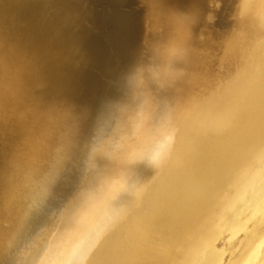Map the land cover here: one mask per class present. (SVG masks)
I'll return each instance as SVG.
<instances>
[{"label":"water","instance_id":"obj_1","mask_svg":"<svg viewBox=\"0 0 264 264\" xmlns=\"http://www.w3.org/2000/svg\"><path fill=\"white\" fill-rule=\"evenodd\" d=\"M235 3L195 0L192 15L188 0H0V264H57L109 206L119 219L88 248L86 264H146L149 250L162 253L179 226L170 211L179 180L183 190L235 110L254 102L264 28L226 15ZM166 46L179 50L174 74L154 90L166 158L125 169L124 191L115 177L83 183L102 102L120 97L142 54Z\"/></svg>","mask_w":264,"mask_h":264},{"label":"bare ground","instance_id":"obj_2","mask_svg":"<svg viewBox=\"0 0 264 264\" xmlns=\"http://www.w3.org/2000/svg\"><path fill=\"white\" fill-rule=\"evenodd\" d=\"M237 3L228 6L225 14L235 12ZM188 4L196 15L195 0ZM255 24L254 28H264ZM260 73L251 107L235 110L183 190L184 180H179L177 189L182 192L178 191L177 205L170 210L179 226L167 235L161 254L149 250L146 264H264V67ZM209 220H214L213 227L180 257V242Z\"/></svg>","mask_w":264,"mask_h":264},{"label":"clouds","instance_id":"obj_3","mask_svg":"<svg viewBox=\"0 0 264 264\" xmlns=\"http://www.w3.org/2000/svg\"><path fill=\"white\" fill-rule=\"evenodd\" d=\"M235 15L264 25V8L244 0H238ZM178 55L179 50L169 46L164 47L157 56H149L146 60L142 54L141 60L122 77L120 97L102 102L83 161V183L91 186L94 182H100L101 178L115 177L122 180L124 191L127 187L123 176L125 169L141 163L152 168L162 164L169 151L170 139L156 132L153 122L156 109L154 90L165 88L168 79L174 74L171 61ZM146 131L152 132V138L134 148L130 147L131 142ZM100 162L106 163L101 166ZM88 195L84 192L79 194L80 199ZM118 219L116 210L110 206L105 208L85 240L73 244L54 257L57 264H86L88 248L108 225Z\"/></svg>","mask_w":264,"mask_h":264},{"label":"rangeland","instance_id":"obj_4","mask_svg":"<svg viewBox=\"0 0 264 264\" xmlns=\"http://www.w3.org/2000/svg\"><path fill=\"white\" fill-rule=\"evenodd\" d=\"M263 2V3H260V2ZM258 3H259V5H258ZM250 4H252V5H256L257 4V7H259V8H264V1L263 0H251V2H250ZM247 19V18H246ZM248 21H249V23L248 22H246V24H247V26L246 27H248V26H250V31H252L253 29H254V23H256L255 21H253V20H250V19H247ZM257 24V23H256ZM256 24H255V26H256ZM252 26V27H251ZM257 28V27H256ZM263 160H264V158H263ZM254 161H252V166H254ZM213 223H214V220H209V221H207L198 231H196L193 235H189V237H187V239H185L184 241H182V242H180V245H179V247H178V251L180 252V257H185V255H184V252L188 249V247L190 246V245H192V243L193 242H195V241H198V240H200V239H202L203 237H204V235H205V231L206 230H208V229H210V228H212L213 226Z\"/></svg>","mask_w":264,"mask_h":264}]
</instances>
